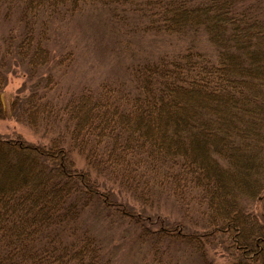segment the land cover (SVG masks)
<instances>
[{
    "label": "trees",
    "instance_id": "trees-1",
    "mask_svg": "<svg viewBox=\"0 0 264 264\" xmlns=\"http://www.w3.org/2000/svg\"><path fill=\"white\" fill-rule=\"evenodd\" d=\"M88 18L119 70L64 86ZM7 117L0 264H264V0H0Z\"/></svg>",
    "mask_w": 264,
    "mask_h": 264
},
{
    "label": "rangeland",
    "instance_id": "rangeland-1",
    "mask_svg": "<svg viewBox=\"0 0 264 264\" xmlns=\"http://www.w3.org/2000/svg\"><path fill=\"white\" fill-rule=\"evenodd\" d=\"M68 44L74 47V62L67 73L64 86L77 87L81 84L93 85L106 75L116 73L118 62L114 61L113 45L105 34L101 25L93 19H80L73 26L68 27ZM22 78L19 75H9L8 83L3 89V97L7 102L14 91L20 86ZM0 135H20L29 142L40 141L27 127L15 121L12 117L0 119ZM216 263L224 260L217 255Z\"/></svg>",
    "mask_w": 264,
    "mask_h": 264
}]
</instances>
